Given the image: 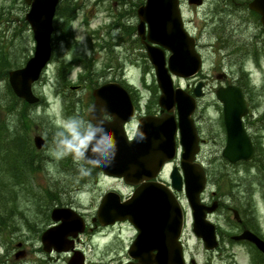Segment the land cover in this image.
Returning a JSON list of instances; mask_svg holds the SVG:
<instances>
[{"label":"rangeland","instance_id":"rangeland-1","mask_svg":"<svg viewBox=\"0 0 264 264\" xmlns=\"http://www.w3.org/2000/svg\"><path fill=\"white\" fill-rule=\"evenodd\" d=\"M144 2V0H136V2H133L132 8L128 6L129 10H131V17L126 18L124 14L123 19L119 22L120 27H118L114 33L116 36H118L122 30H127L129 33L135 32V27L138 23L136 8L138 5L144 4ZM68 5H75L76 7H79L78 4L73 3L71 0H62L58 5V8L63 9ZM202 6V8L197 9L194 6L189 7L188 5L186 6L182 4V14L185 19L192 20L191 29L193 32H198L199 29H202L204 25L203 21H210L213 19L212 24H208L200 35V46L202 50L201 55L205 60L204 66L197 76L189 78L187 81L186 79L182 80L173 78L174 85L177 84L180 85V87H184L187 84H190L191 86L189 87V90H191L192 87L195 86L198 78L201 80L202 75H209V84L205 87L204 97L198 100L197 109L194 115L195 121L197 120L199 123L198 131L206 141L208 140L201 147L198 155V162H200L205 168L214 170L216 174H218V172L219 175L222 172L229 173V170L231 171L229 173L230 175L237 174L241 180L247 179L248 183L252 181L251 186L248 188L249 191L246 190L247 188L245 184L239 186V192H235V204L243 207L247 202L255 204L257 201V203L259 202V205L263 208L264 182L261 177L257 175L258 173L261 174L260 171H257L255 167L244 166L239 168L240 170H236L234 172V170L227 169L223 165L224 161L221 157V151L223 148L222 129L220 126L221 119L219 116L222 112L213 92L214 88L218 85L213 76L216 73L222 72V69L223 71L230 70V72L236 70L238 71L239 64L237 59L230 57L229 60H231L232 66L226 67L223 65L221 69L219 66V58L217 56L220 54V50L219 52L217 51L214 28L219 18L224 19L223 16L228 14V26H226V33L230 36L233 35L235 39L240 38V33L243 32V28L237 27V25L239 18H243L241 16L243 11L228 10L223 12V10H227V6H225V3H223L222 0H207L206 2L204 1ZM92 8L93 4L88 3L84 7L83 11L78 14L76 20L71 23L70 40L60 42L59 39H61V34H54L52 44L55 53L52 57V63H50L49 67L45 68L42 73V78L39 79L33 88L35 95L41 99V103L39 104L40 106L36 105V107L27 108V110H25L27 113L24 117H22V119H20L18 113L20 111L22 112V106L19 107V102L15 103L9 91L7 92V90H5V84L0 83V105L6 107L3 111H13V113L9 116H1V120L4 122L7 121L11 131L15 130L19 124L17 131L20 133L18 132V135L25 134L28 138H32L34 135H41L46 140V151L44 152L40 170L33 176L30 175L23 178L26 181V186L29 187L35 194L33 195V192L30 194L31 190L28 191L29 194H27V192L24 190L22 191L21 188H16L19 192L17 205L21 206L25 210H31L33 207V214L37 207H34V200L44 194L45 190L49 191L48 195L50 196L53 195L54 191H60L61 194L66 193L67 191L72 192V195L76 196L78 203L86 212L94 210L100 200V197L110 188L119 190L123 195H127L129 192V188L124 186L121 182L113 179H105L100 175L93 174V171L87 175L89 178H84V182H80L83 176H81L77 170L73 169V167L77 169V166L73 162L72 158L69 156L72 167L66 168L64 159L67 157L58 159L55 155V152L57 151L56 140L59 139V137L56 136V133L60 130L61 122L72 117L86 119L84 116L85 113H83L82 117L81 104L84 102L85 96L88 95V92L95 87V84H91L92 82L102 84L106 81L114 79L117 82L124 81L126 85L127 83H132V85L137 87V92L140 96L138 99L140 100L142 110L147 105H150V107L155 105L154 103L156 101V97H152L150 90H146L145 85L142 84V77L146 84L153 82L154 76L152 69L148 68L144 71V64L142 65L144 59L142 58L140 53L141 51L137 45L131 41H127L121 46V51L118 49L116 50L119 56L125 59L123 64L120 63V59L116 55V52L113 50L109 51V48H104L101 50V53L93 55L90 47L88 46V30L86 24L89 22L88 28H96L105 23H110L111 19L109 17V10L112 11L115 9L114 0H104V5H101L100 9L95 13H92ZM27 10L28 6L24 4L23 0H0V18L3 21L0 24V51L2 50L0 52V57L2 56L1 62L6 66H10L9 68L11 70L18 65L23 66L25 58H29L33 52L34 41L32 39V32L28 24L24 21V16ZM230 13H232V15ZM85 15L87 16L86 19ZM4 18H6V20H4ZM115 20H117V18H115ZM55 23L57 25H63V19L58 14L54 17L53 24L55 25ZM125 24H127V26H125ZM122 25L124 26L122 27ZM231 29H234L235 31L233 34L231 33ZM256 32V24L252 21L249 24V28L246 29L244 33L247 34L246 38L249 39ZM207 35H210V37L208 38ZM81 36L84 37L83 41L79 39ZM103 36L105 37V41L110 42V39H113L108 33ZM129 38H131V35ZM212 43H215L216 45H211ZM210 45L213 49L210 48ZM259 48L261 54L258 61L255 62L254 59L250 57L244 58V61L247 62V67L251 69L255 76L256 80L254 83L260 85L261 87L262 84L264 85V67L262 68V65L264 66V52H262L263 48L261 45ZM75 53H81L80 57L86 58L88 64H91V61L88 58L92 55L93 58L95 57V59H98L99 61L94 64L95 67L90 70V75L94 73H97V75L89 76L90 78L84 80L81 79L80 82H77L75 80L80 79L79 75L86 70L83 66H76L72 68L73 70L70 72L69 77L65 76L64 78V73L60 71L61 69H57V67L61 66L65 62H69L70 60L76 61V57L73 56ZM99 57H101V59H99ZM135 58L139 59V61H134ZM137 62H140L139 65L142 68H138V65L134 64ZM68 67H70V65ZM121 74L123 76H121ZM123 77H125V80H122ZM78 84L81 85V87L77 88L75 91L73 88L78 87ZM152 89L154 88L152 87ZM255 101L257 102V105L255 108L252 106L251 108L256 110L254 116L257 117L262 114L264 110V97H261V95L259 97L256 96ZM9 108L11 110H9ZM0 112L2 111L0 110ZM262 131H260L259 135L264 138ZM1 147L2 145L0 146V152L3 153ZM3 148L6 149V146L3 145ZM3 164L4 163H2V166ZM178 165L179 160L176 159L168 165V168ZM0 175V181H7V179H9L8 174L0 172ZM162 177L165 179L166 171ZM231 178L234 179V176ZM225 182L226 181H221L220 184L223 185ZM227 182L233 181L228 179ZM215 186V183H209L208 191L215 190ZM1 188L3 189L4 185H1ZM179 197L183 205L188 207L183 192H180ZM203 197H206V193ZM0 203L3 206L5 204V200L0 201ZM40 205H42V203H40ZM43 210H45L44 207ZM36 213L37 216H31L30 212L28 215L25 213L28 218L32 219L28 220L32 224L40 223L41 221L40 209H38ZM210 219L213 222L217 221L222 229H224V217L217 214L211 216ZM262 219H264V216H262ZM189 223L190 219L189 216H187L184 236L185 241L188 243L187 249L199 252L197 261L200 263L201 261H204L206 257L202 251L199 250L198 245L195 244L196 241L191 235ZM227 247L228 248L223 253H226V251L229 252L231 247L233 248V246ZM238 248L243 250V258H247L248 254L253 253L248 251L245 246ZM250 250L253 251V249ZM239 258L241 259V257ZM49 264H65V259L62 257L55 262H50Z\"/></svg>","mask_w":264,"mask_h":264},{"label":"flooded vegetation","instance_id":"flooded-vegetation-1","mask_svg":"<svg viewBox=\"0 0 264 264\" xmlns=\"http://www.w3.org/2000/svg\"><path fill=\"white\" fill-rule=\"evenodd\" d=\"M71 1L79 5L81 12L88 3L93 4L92 13L97 12L101 5H104V0ZM204 1L206 2L207 0H202V4ZM222 1L225 3V6L229 7L231 10L243 11L241 15L243 18H239L237 25V27L243 28V32L240 33V38L235 39L233 35L230 36L226 33V26H228V14L223 16V21L218 20L215 28L224 25L225 30L223 31V35L221 37L215 35V43L217 45L215 43H212L211 45L215 44L218 52L221 42L222 45H225V47L221 48L222 52L220 51V54L217 55L219 58V66L221 69L223 65L226 67H231L232 63L231 60H229L230 57L237 59L239 64L238 71L236 70L230 72V70L223 71L222 69V72L216 73L213 76L214 80L218 83L213 92L216 94V91L219 88L225 89L227 87H233L240 90L242 98H244L246 106H248L245 115L241 118L242 127L247 133L253 147H255L257 151L259 143L261 145L264 144V138L259 135L262 129V133L264 134V110L259 116H254L256 110H252L251 106L254 105L256 96H260V90H257L256 88H250L249 86L251 83L255 82L256 79L251 69L247 67V62L244 61V55H248L250 58L260 57V45L263 48L262 52H264V28L260 24V16L255 12L248 10L247 5L250 0ZM133 2H136V0H114L115 9L112 11L109 10V17L111 19L110 28L105 30V32L113 38L110 39L111 50L116 52L121 64H123L125 59L120 57L116 50L118 49L121 51V46L123 43L131 41L137 45L141 51V56L144 59L142 65L144 64L145 68H151L145 53V41L147 40L145 37L143 40L140 39L137 36L136 30L134 33H129L127 30H122L118 36L114 34L116 29L120 27L119 22L123 19L124 14L126 18L131 17V10H129L128 6L132 8ZM187 3L188 0H180L181 5H186ZM202 4L200 7H194L197 9L202 8ZM141 5H138L137 8ZM223 12H226V10H223ZM230 14L232 15V13ZM115 18H117V20H115ZM252 21H254L256 24L258 33L256 32L248 39L246 38L247 34L244 32L249 28V24ZM212 22L213 19L210 21H203L204 25L202 29H199L198 32H193L191 29L192 20H187L183 17L184 28L191 36L194 37L196 41V49L199 53L202 51L200 46V35L207 25H211ZM123 26L124 25H122V27ZM125 26H127V24H125ZM231 30L232 32H229L233 34L235 31L234 29ZM130 35L131 38H129ZM207 37L209 38L210 35H207ZM211 45L210 48L213 49ZM165 55L167 56V52ZM202 60L204 64L205 60L203 57ZM134 61H139V59L135 58ZM134 64H137L138 68H142L139 65L140 62ZM263 67L264 66L262 65V68ZM199 81L202 82V90L204 91L205 87L209 84V75H202L201 80L198 78L197 82ZM190 86V84L186 85V91L189 94L193 93L194 90V86L191 90H189ZM78 87H81V85ZM92 100L93 98L88 93V95L85 96L84 102L81 104L82 117L83 113H85L84 116L86 117L87 109L92 104ZM131 100L133 99L131 98ZM134 106L135 112L140 110L139 104H135ZM164 112H162L157 105H153V107H145L138 115L136 112L134 119L124 125L126 131L130 127H132L130 128L131 130L133 129V131L130 132L131 136H129V138L134 136V130L136 129L137 124L136 120L140 117V115L159 116ZM173 115L177 118L176 109H174ZM219 116L222 121V113ZM196 123L199 126L197 120ZM221 132L224 147L226 144V135L224 130H221ZM200 140L202 142H207L201 136ZM44 152L45 151H31L30 154L34 157L39 153V155L43 158ZM256 157L257 160L254 158V160L250 161L249 163L236 162L231 164L224 160L223 165L227 169L234 170V172L236 170H240L239 168L244 166L255 167V169L261 173H258L257 175H259L264 182V156L259 152H256ZM228 172L230 173L231 171L228 170ZM229 173L222 172L220 182H226L223 183V185L220 184V182L218 185L215 184V190L206 193V197H203V195L201 197V200L206 205L212 204L215 208L214 212L206 215L207 219L211 221L210 217L217 214L224 217V229H222L217 221H211L215 224V234L218 241V246L214 250H206L202 244V241L200 239L194 238L196 241L195 244L198 245L199 250H201L206 257L204 261L199 263L197 261L199 252L187 249L188 243L185 241L184 233H182V235L178 237V240H180L183 246L184 264H264V256L261 253L248 254L247 258H243V250L238 247L245 246L247 250L249 247L253 249L255 246L252 243L245 240H234V236H238L244 231H249L264 241V219H262V216H264V207L261 214L259 211V202L257 203V201L255 204H250L247 202L243 207L237 206L234 200L235 192H239V186L243 184H245L247 188L246 190L249 191L248 188L251 186V183H248L247 179L241 180L237 174L230 175ZM232 176H234V179L231 178ZM102 177L123 183L121 178L110 176L107 177L103 175ZM228 179L232 180L233 182H227ZM127 187L129 188L127 195H123L119 190L114 188H110L106 191L118 193L120 195V201H128L136 193V187ZM56 194L57 198L54 207H63L74 210L76 215L71 214V220L75 227H81L83 228V231L78 233L75 237L73 236V233L75 232H70L69 235H67L66 238L61 241L63 247L62 251H56L53 248H51L50 251H47L43 246L41 235L46 229L56 226L59 223L51 221L50 211L52 209L48 210V215L46 210H40V223H33L32 225H34V229L27 230L25 222L20 221L22 218V215L19 212L20 208L1 207L0 264H49L50 262H55L62 257L65 259V264H164V261H167L168 264H177L175 262L176 254L172 236L171 240L167 242H161L160 238L155 240L153 237L147 241L144 240L143 242L136 241L139 234V229L133 222L130 221V218L131 220H135L137 222L143 219L154 221L159 219V216L155 213L143 214L136 211L130 216V218H127L126 220L117 218L115 221L111 222V220L115 219L116 217L113 213H111V211L102 213L97 209L98 207L96 206L94 210L86 212L78 203L76 196L72 195V192L67 191L66 193L61 194L60 191H57ZM174 196L178 199V201H180L178 193L174 192ZM145 202L147 203V206H145L147 209L150 208L156 211L158 210V206L163 203L164 200L159 198H151L147 199ZM37 211L38 209L35 210L34 214L31 213V216H37ZM231 231L235 233H232ZM170 234L173 235V232ZM227 246H233V248L231 247L229 252L226 251V253H223L228 248ZM239 257H241V259Z\"/></svg>","mask_w":264,"mask_h":264},{"label":"water","instance_id":"water-1","mask_svg":"<svg viewBox=\"0 0 264 264\" xmlns=\"http://www.w3.org/2000/svg\"><path fill=\"white\" fill-rule=\"evenodd\" d=\"M179 0H147L146 4L138 9L139 24L137 26L139 36L143 37L144 27L147 24L148 35L150 42L167 49L170 53L167 61L161 49L148 47V58L154 66L156 83L158 85L160 96L158 104L162 109L168 112L173 110V104H178L179 118V133L180 143L183 153L181 154V168L184 175L185 194L188 203L192 209L194 217V227L203 222L204 206L199 202V194L204 189L205 176L201 166L194 162L195 155L198 152L197 139L194 129L190 121V114L193 112L195 103L194 100L186 96L180 89H173L170 74L181 77H190L194 75L200 68L201 60L194 50V42L189 38L183 30L180 12L178 8ZM30 5V9L25 15V20L30 24L35 40L34 55L31 57L21 69L9 72V83L14 93L24 99L28 103L37 102V98L32 94L31 84L36 81L41 73V70L46 65L50 58V37L52 33V19L55 12V7L58 0H25ZM195 2L189 0V3ZM195 3L199 4L200 1ZM249 8L258 12L261 16V23L264 27V0H253L249 4ZM200 85L195 89V96H200ZM222 90L217 92V98L223 103V112L225 118L226 129L228 133L227 145L223 151V156L231 162L238 160H249L252 157V146L246 134L235 128L233 120H240V117L245 112V105L242 97L237 98L230 93L222 95ZM95 107L88 110L89 115L93 119H99L107 107L108 114L112 121L108 122L115 140L117 142V153L114 164L107 169L99 168L105 174L123 177L124 181L130 185H138L136 194L131 200L117 204L114 194L110 193L103 197L99 209L107 212L112 209L118 215L125 218V208L136 205L146 206L145 200L147 197H152V191L156 192L157 196L166 199L167 194L160 191H167L161 185L154 186L151 183H143L144 180H150L160 171L162 165L171 160L176 152L175 134L176 124L172 115H162L160 117H145L139 120V126L133 141L128 142L123 130V124L131 119L132 105L126 91L116 83L103 85L93 91ZM36 146H40L42 139L36 137L34 139ZM172 187L180 190L182 181L176 170L171 175ZM141 191H147L143 193ZM149 199V198H147ZM213 208L207 209L210 212ZM64 210H53L52 218L58 220L61 216L60 212ZM161 218L159 228L161 242H165L164 231L170 226L166 224L168 216L171 215L174 219V228L177 232L182 225V215L179 207L175 204L172 208L169 203L164 204L159 209ZM174 215V218H173ZM68 228L72 227L70 222L66 223ZM145 227V225H142ZM205 227V226H204ZM64 225L47 230L43 236V244L47 247H53L56 250H62V245L57 240L62 235L68 232L64 229ZM205 229H207L205 227ZM201 234L195 228L198 237L202 238L207 249H212L216 246L214 238L213 226L205 230ZM82 229H78L81 231ZM163 233V234H162ZM149 232L143 230L137 242L147 241ZM240 239H247L253 242L258 250L264 254V242L256 238L249 232L243 233ZM167 239V238H166ZM175 262L182 263V256L179 246L175 239ZM164 264H168L164 261Z\"/></svg>","mask_w":264,"mask_h":264},{"label":"clouds","instance_id":"clouds-1","mask_svg":"<svg viewBox=\"0 0 264 264\" xmlns=\"http://www.w3.org/2000/svg\"><path fill=\"white\" fill-rule=\"evenodd\" d=\"M81 41L84 37H79ZM95 105L89 107V111ZM100 114L99 119H93L90 115L87 119L72 117L61 122L60 130L57 131L58 159L71 157L81 176L89 175L93 169L110 168L117 153V142L109 127L107 107Z\"/></svg>","mask_w":264,"mask_h":264},{"label":"trees","instance_id":"trees-1","mask_svg":"<svg viewBox=\"0 0 264 264\" xmlns=\"http://www.w3.org/2000/svg\"><path fill=\"white\" fill-rule=\"evenodd\" d=\"M59 16H63V18L65 19V20H63V26L59 29L60 31H61V33H62V36H64V34H65V23L67 22V21H70L72 18H73V16H74V14H75V9H73V7L71 6L70 8H69V5L66 7V8H64V9H59L58 10V13H57ZM62 18V17H61ZM4 20H6V18H4ZM26 24V23H25ZM1 49V48H0ZM2 51V50H1ZM0 51V52H1ZM5 51V50H4ZM8 51H10V50H8ZM5 58V57H4ZM6 59V58H5ZM2 61V56L0 57V81L2 82V80H4L5 78H6V74H7V72H8V70L10 69L9 67L10 66H6V65H4V63H2L1 62ZM61 72H63L64 71V68L62 67L61 68V70H60ZM90 72V71H89ZM91 73V72H90ZM10 92V91H9ZM14 141H17L16 139H14ZM20 151H21V149H19ZM9 196V190H6V194H5V197H4V199L6 198L7 199V197ZM1 204V203H0Z\"/></svg>","mask_w":264,"mask_h":264},{"label":"bare ground","instance_id":"bare-ground-1","mask_svg":"<svg viewBox=\"0 0 264 264\" xmlns=\"http://www.w3.org/2000/svg\"><path fill=\"white\" fill-rule=\"evenodd\" d=\"M50 48H51L52 54L54 55V53H55L54 47L51 46Z\"/></svg>","mask_w":264,"mask_h":264}]
</instances>
